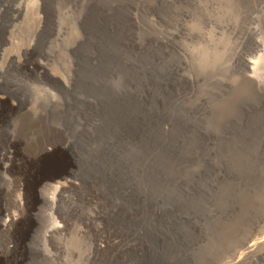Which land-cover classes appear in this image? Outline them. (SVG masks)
Instances as JSON below:
<instances>
[{"label":"rangeland","instance_id":"rangeland-1","mask_svg":"<svg viewBox=\"0 0 264 264\" xmlns=\"http://www.w3.org/2000/svg\"><path fill=\"white\" fill-rule=\"evenodd\" d=\"M12 4L23 13L0 15V67L43 18L25 62L66 88L19 71L0 97L25 108L30 146L77 160L49 175L12 264H264V86L246 72L258 61L264 82V0Z\"/></svg>","mask_w":264,"mask_h":264},{"label":"bare ground","instance_id":"bare-ground-1","mask_svg":"<svg viewBox=\"0 0 264 264\" xmlns=\"http://www.w3.org/2000/svg\"><path fill=\"white\" fill-rule=\"evenodd\" d=\"M0 7L4 9L3 11L0 10L1 16L12 12L13 24L19 20L20 15L23 13V7L21 5L14 7L12 0H0ZM263 9L264 7L260 5L259 13L264 12ZM39 24L37 31L35 30L32 43L22 51L23 59L18 60L13 56L5 59L3 66L0 67V85L4 76L24 71L29 75L34 74L39 78L44 77V80L47 79L54 87L66 88V83L63 85L57 78L50 77L51 75L48 73L47 68L43 65L36 69L37 75L30 68L31 65L25 62V58L34 53L40 41L45 25L43 18ZM258 69V61L247 62V78L262 89L264 82L257 77ZM258 99L264 102V95L258 96ZM17 106L10 103L8 96L0 97V179L5 181V185L0 183V237L4 238V245L0 249V264H12L11 260L13 261V259L10 257H17V253H20L19 248L27 246V242L36 227L33 212L40 204L41 199H43L41 189L47 184L49 175L54 169L65 165V162L70 164H76L77 162L70 145L61 148L58 143L52 141L40 147L30 146V143L24 139L26 136L27 114L25 113V108ZM14 116H19L18 126L20 133L18 136L12 133L13 130L9 123L11 117ZM249 123L250 119H248ZM240 128L241 120H238L237 130ZM7 132L10 133L9 136L6 135ZM3 133L4 139H2ZM8 178L13 179L15 182V189L6 184ZM239 179L238 177V182H240ZM72 185L73 182L69 179L58 182L57 192L64 197ZM5 203L7 204L4 207ZM12 209L18 212L12 213ZM2 250L3 252H1Z\"/></svg>","mask_w":264,"mask_h":264}]
</instances>
